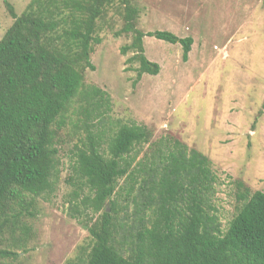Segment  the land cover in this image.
I'll use <instances>...</instances> for the list:
<instances>
[{
	"label": "trees",
	"instance_id": "1",
	"mask_svg": "<svg viewBox=\"0 0 264 264\" xmlns=\"http://www.w3.org/2000/svg\"><path fill=\"white\" fill-rule=\"evenodd\" d=\"M2 1L13 21L0 38V264L33 248L38 200L58 188L66 146L69 213L88 234L62 264H264V191L235 180L224 229L209 157L135 121L103 125L110 96L84 81L109 12L114 34L130 37L120 52H132L135 82L159 71L145 36L179 43L184 60L192 37L138 28L137 0H29L19 14Z\"/></svg>",
	"mask_w": 264,
	"mask_h": 264
},
{
	"label": "rangeland",
	"instance_id": "2",
	"mask_svg": "<svg viewBox=\"0 0 264 264\" xmlns=\"http://www.w3.org/2000/svg\"><path fill=\"white\" fill-rule=\"evenodd\" d=\"M8 1L19 14L29 0ZM137 4L141 30L192 37L187 59H182L179 43L145 36L144 53L159 64V71L135 82V70H127L125 63L132 52H120L130 37L114 34L120 21L111 20L109 12L100 23L101 41L90 55L95 68L86 71L84 81L110 96L103 125L135 121L152 131V139L170 134L209 157L218 178L214 204L225 229L236 205L235 180H243L251 191H264V0ZM12 21L0 0V38ZM68 148L61 151L58 188L38 200L33 248L17 264H62L87 238V230L69 213L70 187L62 180L68 174Z\"/></svg>",
	"mask_w": 264,
	"mask_h": 264
},
{
	"label": "water",
	"instance_id": "3",
	"mask_svg": "<svg viewBox=\"0 0 264 264\" xmlns=\"http://www.w3.org/2000/svg\"><path fill=\"white\" fill-rule=\"evenodd\" d=\"M108 210V209H107Z\"/></svg>",
	"mask_w": 264,
	"mask_h": 264
}]
</instances>
